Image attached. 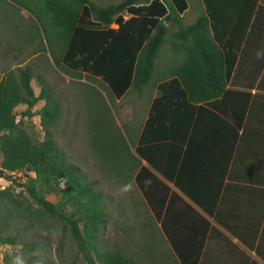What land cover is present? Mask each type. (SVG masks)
<instances>
[{
  "label": "trees",
  "instance_id": "1",
  "mask_svg": "<svg viewBox=\"0 0 264 264\" xmlns=\"http://www.w3.org/2000/svg\"><path fill=\"white\" fill-rule=\"evenodd\" d=\"M11 1L36 18L47 42V27L64 39L61 63L68 71L100 81L115 100H121L131 90L142 93L151 83L162 48L169 47L170 55L180 60L174 66L168 63L156 81L157 94L133 154L128 153L122 138V143L102 145V160L107 149L115 153L121 161L117 177L120 175V180L126 183L142 160L212 215L214 200H208L210 206H207L204 200L194 197L183 181L184 151L200 107L214 111L221 118L220 127L225 132L228 128L240 129L247 102L243 100L249 95L231 92L227 87L257 3L264 4V0H200L204 12L190 25L183 23L187 0H122L107 7L95 6L89 0ZM33 81L40 90L38 95ZM232 96H237L234 103ZM41 101L45 106L34 116L41 118L45 137L38 140L18 125L16 109L25 107L24 114H30ZM101 110L103 119L109 121L107 115L111 109ZM231 115L234 118L229 123ZM58 117L57 104L39 75L21 68L4 73L0 80V178L8 180L19 193L25 192L29 200H17L11 191L0 190V248H19L14 255L16 261L5 255L0 256V264L45 261L37 260V256L21 255L32 252L36 246L41 250L52 244L24 240L21 233L29 231L35 219L61 224L84 264H136L134 259L105 242L103 233L112 219L108 209L112 200L108 193L92 186L86 172L72 163L53 139L51 128ZM112 132L107 128L103 136ZM99 165L102 168L103 163ZM145 171L148 170L141 168L134 181L147 198ZM12 173L21 177H13ZM164 199L156 198L161 208ZM159 214L156 212L157 217ZM33 236L39 238V232ZM183 245L171 242L182 263L190 264L186 263L191 258L190 248Z\"/></svg>",
  "mask_w": 264,
  "mask_h": 264
},
{
  "label": "rangeland",
  "instance_id": "2",
  "mask_svg": "<svg viewBox=\"0 0 264 264\" xmlns=\"http://www.w3.org/2000/svg\"><path fill=\"white\" fill-rule=\"evenodd\" d=\"M89 1L95 6L107 7L122 0ZM187 1L184 25L193 23L201 8L199 0ZM47 30L49 42L41 25L27 9L11 0H0V80L4 73L21 68L29 69L46 82L59 111V117L51 128L53 139L70 161L86 172L92 186L108 193L112 200L108 205L112 219L103 233L109 247L122 251L136 264H180L179 257L170 246L171 242L168 244L161 233L159 218L149 210V198L144 196L143 188H138L134 181L137 170L126 183L120 180V175L117 177L121 161L115 153L107 149V155L102 160V145L119 144L122 138L127 143L128 153L133 154L149 104L156 94V81L160 78L161 70L169 60V64L174 66L180 59L176 57V61L174 56L168 57V46H164L155 63L156 69L149 86L142 93L131 90L121 100H115L100 81L85 74L70 72L62 65L64 39L54 29L47 27ZM32 85L38 95L40 90L37 83L33 81ZM44 106V101L39 102L30 114H24L25 107L16 109L18 125L38 140H43L45 135L41 118L34 114ZM104 107L111 109L107 115L109 121L103 119L101 108ZM107 128L113 131L110 134L113 137L109 134L103 136ZM96 150L100 153L97 154ZM99 162L103 163V169ZM137 165L139 169L142 163ZM156 177L158 179H146L148 193L162 189L158 185L161 179ZM4 189L11 191L17 200H29L25 192L19 193L8 180L0 178V190ZM47 198L56 202L52 196ZM33 206H36L35 203ZM34 222L29 231L21 233L24 240L52 244L41 250L36 246L32 252H22L23 257L37 256V260H45L42 264H84L81 255L71 245L73 241L69 233L63 232L61 224L55 225L50 220L44 222L41 219H35ZM36 231L39 232V238L33 236ZM0 251L1 257L7 255L16 261L14 255L19 252V248L2 246Z\"/></svg>",
  "mask_w": 264,
  "mask_h": 264
},
{
  "label": "crops",
  "instance_id": "3",
  "mask_svg": "<svg viewBox=\"0 0 264 264\" xmlns=\"http://www.w3.org/2000/svg\"><path fill=\"white\" fill-rule=\"evenodd\" d=\"M199 3L197 17L204 12L200 0ZM166 52L169 56V47ZM227 89L249 95L243 100L247 102L240 129L228 128L225 132L214 111L198 108L182 160L186 169L184 183L207 206L208 200H214L212 215L163 180L144 161H140L142 165L134 176L135 179L142 168L148 170V179L149 175L161 179L158 185L162 189L148 194L149 210L160 213L161 233L168 244L180 242L190 248L191 258L186 262L190 264H264V4L260 1ZM232 97L236 102L237 96ZM233 118L231 115L228 122ZM158 196L165 198L162 208L156 202ZM179 263L183 264L181 260Z\"/></svg>",
  "mask_w": 264,
  "mask_h": 264
},
{
  "label": "built area",
  "instance_id": "4",
  "mask_svg": "<svg viewBox=\"0 0 264 264\" xmlns=\"http://www.w3.org/2000/svg\"><path fill=\"white\" fill-rule=\"evenodd\" d=\"M11 176H13V177H21V174L12 173Z\"/></svg>",
  "mask_w": 264,
  "mask_h": 264
}]
</instances>
